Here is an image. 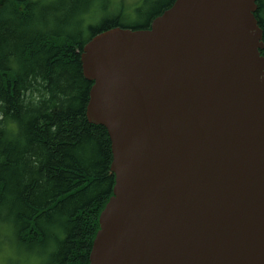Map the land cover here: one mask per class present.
Listing matches in <instances>:
<instances>
[{
	"label": "water",
	"instance_id": "water-1",
	"mask_svg": "<svg viewBox=\"0 0 264 264\" xmlns=\"http://www.w3.org/2000/svg\"><path fill=\"white\" fill-rule=\"evenodd\" d=\"M257 0H174L90 38L86 119L114 175L89 264H264V56Z\"/></svg>",
	"mask_w": 264,
	"mask_h": 264
},
{
	"label": "trees",
	"instance_id": "trees-1",
	"mask_svg": "<svg viewBox=\"0 0 264 264\" xmlns=\"http://www.w3.org/2000/svg\"><path fill=\"white\" fill-rule=\"evenodd\" d=\"M97 2L0 0V253L18 256L5 264H23V247L36 264H89L114 175L107 132L86 119L80 54L102 31L146 29L173 0L131 25L121 12L102 17Z\"/></svg>",
	"mask_w": 264,
	"mask_h": 264
},
{
	"label": "rangeland",
	"instance_id": "rangeland-1",
	"mask_svg": "<svg viewBox=\"0 0 264 264\" xmlns=\"http://www.w3.org/2000/svg\"><path fill=\"white\" fill-rule=\"evenodd\" d=\"M166 2L167 0H98L97 8L103 9V6H106L105 10H101L103 12L102 17L121 12L123 15L122 23L131 25L144 22L147 16L154 13ZM23 251L27 252V254L24 253L25 256H21L23 264H36L34 250L31 251V248L23 247ZM17 257L12 247H6L4 252L0 253V264H5L8 259Z\"/></svg>",
	"mask_w": 264,
	"mask_h": 264
},
{
	"label": "flooded vegetation",
	"instance_id": "flooded-vegetation-1",
	"mask_svg": "<svg viewBox=\"0 0 264 264\" xmlns=\"http://www.w3.org/2000/svg\"><path fill=\"white\" fill-rule=\"evenodd\" d=\"M173 2H174V0H173ZM173 2L171 3V5L173 4ZM171 5H170V6H171ZM164 10H166V9H164ZM164 10H162V12H163ZM162 12H161V13H162ZM161 13H160V14H161ZM160 14H158V15H160ZM158 15H157V16H158ZM154 18H155V17H154ZM154 18H152V19L149 21V23L146 25V29H148V28L150 27L151 22H152V20H153Z\"/></svg>",
	"mask_w": 264,
	"mask_h": 264
}]
</instances>
